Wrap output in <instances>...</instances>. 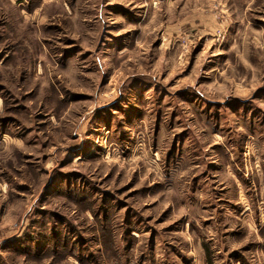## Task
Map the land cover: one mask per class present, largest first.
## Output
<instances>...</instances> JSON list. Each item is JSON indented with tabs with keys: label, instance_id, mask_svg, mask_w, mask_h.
I'll return each mask as SVG.
<instances>
[{
	"label": "rangeland",
	"instance_id": "rangeland-1",
	"mask_svg": "<svg viewBox=\"0 0 264 264\" xmlns=\"http://www.w3.org/2000/svg\"><path fill=\"white\" fill-rule=\"evenodd\" d=\"M0 264H264V0H0Z\"/></svg>",
	"mask_w": 264,
	"mask_h": 264
}]
</instances>
